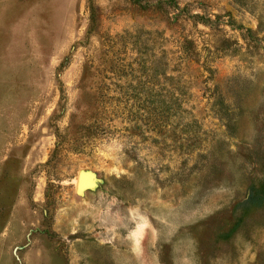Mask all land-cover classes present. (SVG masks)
<instances>
[{"label":"rangeland","instance_id":"1","mask_svg":"<svg viewBox=\"0 0 264 264\" xmlns=\"http://www.w3.org/2000/svg\"><path fill=\"white\" fill-rule=\"evenodd\" d=\"M143 1L0 0V264H264V0Z\"/></svg>","mask_w":264,"mask_h":264},{"label":"bare ground","instance_id":"2","mask_svg":"<svg viewBox=\"0 0 264 264\" xmlns=\"http://www.w3.org/2000/svg\"><path fill=\"white\" fill-rule=\"evenodd\" d=\"M94 186V179L91 174L80 171L76 179V188H78V193L81 194L87 188H92Z\"/></svg>","mask_w":264,"mask_h":264},{"label":"trees","instance_id":"3","mask_svg":"<svg viewBox=\"0 0 264 264\" xmlns=\"http://www.w3.org/2000/svg\"><path fill=\"white\" fill-rule=\"evenodd\" d=\"M141 1V2H140ZM88 3H89V5H90V8L92 9L91 11H92V13H91V17H90V19L91 20H93L94 19V15H93V6H92V0H88ZM139 4V3H144V4H147V2H145V1H143V0H134V4Z\"/></svg>","mask_w":264,"mask_h":264},{"label":"water","instance_id":"4","mask_svg":"<svg viewBox=\"0 0 264 264\" xmlns=\"http://www.w3.org/2000/svg\"><path fill=\"white\" fill-rule=\"evenodd\" d=\"M77 190H78V188H76V192L78 193V191H77Z\"/></svg>","mask_w":264,"mask_h":264}]
</instances>
